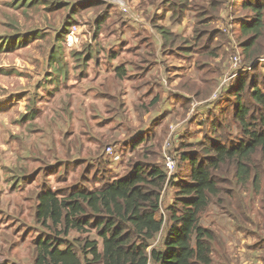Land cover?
<instances>
[{
    "label": "trees",
    "instance_id": "1",
    "mask_svg": "<svg viewBox=\"0 0 264 264\" xmlns=\"http://www.w3.org/2000/svg\"><path fill=\"white\" fill-rule=\"evenodd\" d=\"M94 1L99 2V5L105 4L102 2L105 0ZM189 1L192 0H149L151 9L147 19L160 30L164 41V52L180 53L181 51L189 56L194 52H205L201 56L207 57L208 60L203 66L199 65L197 68L198 71H205L199 77L203 85L200 87L192 80L194 84L192 89H188L187 85L182 86L184 92L188 94L178 93L177 96L183 100V107L185 106L186 110L192 108V102L197 100L196 102L202 105L203 112L213 114L212 117L215 116L216 121L213 127L214 129L221 128V133H216L218 135L214 138L192 144L190 140H186L187 127H189L187 122L182 125L183 122L174 130L170 129L171 136L173 135L170 153H173L177 159L178 170L169 180L165 164L164 143L162 145L160 142L154 143L155 145L148 144L152 138H149L146 130L130 135L126 147L132 150L134 155L128 158L126 173L110 180L104 179L103 175L108 172L109 165L118 164L123 159L125 152L122 146L120 152L123 157L114 145L117 143L106 147L100 146L94 153L95 156L80 157L84 149L90 152L92 148L86 146V142L80 137V139H71L69 132L62 133V139L59 141L65 155L57 157L55 159L57 163L72 159L70 157H79L86 165L82 177L86 175L90 167V171H101L100 181H96L94 176L88 184L80 181L62 192L48 187L46 183L40 187L38 182L32 188L33 191L30 188L26 189L29 183L37 181L38 176L44 177V171L52 168L54 164L48 162V157L43 153L37 140L30 142L22 140L19 161H15L13 169L6 167V181L13 189L10 193H6V188L0 185V190L6 195H12L13 198L14 188H22L21 192H25V197L30 200V211H33L32 216L39 230L44 228L33 240V264H84L85 262L98 264H236L229 261L223 263L217 261L215 257L219 245L217 234L212 227L202 222L203 213L212 205H216L218 209L224 207L229 215H233L234 226L239 233H243L246 238L250 234L258 238V240L254 239L250 247L257 249L260 246L258 243L263 244L264 78L259 81L261 72L257 66H253L247 74L238 75L237 80L229 85L226 93L234 91L232 95L234 99L232 100L234 103L233 120L238 130L233 131L229 119L223 118L217 109H211L210 106L219 105L218 102L223 99L222 93L215 101L212 100V95L226 73L230 45L231 47L235 45L231 36L214 43L213 39L218 31L209 22L214 18L211 13L213 8L218 7L227 12L223 6L224 4L233 6L232 0H210V10L206 5L197 11L193 10L197 26L195 25L191 38H184L182 34L169 36L171 33L169 29L160 26V20L163 17H160L162 15L158 14L157 10L162 8L163 15H166L168 11L173 13L171 22L176 19L182 21L185 9L190 7L187 5ZM63 2L68 3L67 0H60L56 5ZM106 6V12L102 10L96 15V26L93 32L95 30L98 32L97 28H102L98 20H105L102 18L104 14L107 16L112 8L117 10L114 3L109 2ZM241 6L249 8L252 12L245 16L234 17V23L240 26L238 46L235 48L242 50L248 62L247 65L250 67L249 63L264 56V0H242ZM71 9L75 10L71 7L70 11ZM74 16H76L75 11L71 17ZM65 38L66 34L64 43ZM98 45L93 46L86 42L81 49L75 50L72 54L81 56L82 63L84 62L87 68V59H91L92 54L99 53L101 47L104 48L101 43ZM209 47L210 50H208ZM220 47H223L224 54L217 51ZM64 54L65 52L61 53L59 57L60 66L53 71H60ZM218 56L220 58L216 60ZM54 57L57 56L54 54ZM64 67L65 69L60 71V74L66 73L67 68ZM116 72L119 79L128 74L125 64H120ZM137 87L143 89L140 83ZM163 89L165 92L168 91L166 87ZM103 95L108 100L116 98L120 106L115 108L109 100L110 102L106 103L107 112L111 109L122 110L124 106L119 98L108 90L103 92ZM201 95L208 96L198 98ZM158 99L159 97L155 98L151 104L155 105ZM69 105V103L65 104V108L69 109ZM97 116L99 113L94 112V117ZM67 119L68 125H71V116ZM31 121H34V117L29 119V122ZM89 126L88 118H83L80 132L86 134L85 128ZM88 132L91 133L90 130ZM131 140L135 141L131 142ZM44 143L45 148L48 149L47 153L51 155L60 153L59 142L53 133L45 138ZM141 143L144 145L138 149ZM108 147L114 148L113 155L108 153ZM115 155L120 156L118 160L114 159ZM32 160L38 162L33 167L32 164L29 165ZM80 160L74 159L73 162L78 163ZM26 161H28V166L24 164ZM42 164H45L44 168ZM168 185L169 187L175 186V194L172 198H168L167 203H164L162 196ZM241 189L250 190L260 196L261 211L256 214L258 217L254 219L250 217L247 212L253 211L254 208L247 203L243 202L247 205L243 212L237 210L236 203L239 199L242 201L243 197L237 195ZM2 195L3 193L0 194V199H3L0 201V211L6 207L4 203L6 195L3 198ZM12 205L14 208L18 207V210L14 212L15 216H26L23 204L19 207V204L10 201L7 207L13 210ZM236 212L245 214L244 222L236 223L237 216L234 217ZM2 214L3 212H0V215ZM247 224H250V231ZM91 229L95 231L94 237L90 236ZM72 231L87 234V236L71 237ZM26 233L29 234V232ZM27 234L23 232L22 235L25 238ZM254 249L249 251L254 255L251 259L252 264H264V249H261L263 250L260 256L262 261L255 258V255L259 254ZM222 257L220 256V259Z\"/></svg>",
    "mask_w": 264,
    "mask_h": 264
},
{
    "label": "rangeland",
    "instance_id": "2",
    "mask_svg": "<svg viewBox=\"0 0 264 264\" xmlns=\"http://www.w3.org/2000/svg\"><path fill=\"white\" fill-rule=\"evenodd\" d=\"M59 1L60 0H0V40L2 39L0 42V176H6V167L13 169L15 161H19L22 140L25 142L37 140L41 149L44 151L43 153L48 157V162L54 164L52 168L44 171V177L38 176L37 181L29 183L26 189L34 188L38 182V186L40 187L42 184L46 183L48 187L62 192L80 181H84L88 184L93 180L94 176L96 181L101 180V171H90L91 167L87 170L86 175L82 177V172L85 171L86 165L82 163L83 161H81L79 157H70L72 159L57 163L55 159L65 155L62 147H60L61 142L59 141V139H62V133L69 132L70 137H72L71 139L81 138L86 142V146L92 148L90 152L84 149L80 157L87 158L92 155L95 156L96 154L94 153L100 146L106 147L114 143H117V145H114L123 157L120 150L121 146L124 148V157L121 159L120 163L109 165L108 172L104 173L103 178L106 180L114 179L126 173L128 158L134 155V152L132 153V150L126 147V142L134 132L146 130L149 138L153 140L148 144L151 143L153 145L157 142H160L162 145L169 137L172 139L173 135L171 136L169 130L171 128H177L183 122L182 125L186 122L189 125V127H187L188 135L186 140H190L192 144L205 139L214 138L221 133V128L214 129L213 127L216 121L215 116L212 117L213 114L203 112L204 110L201 109L202 105L197 103V100L192 102V108L186 110L187 108L185 106L183 107L184 102L181 97L176 99V97L173 96V94L180 93L177 91L182 90L181 85L183 83H188V85H190L193 80V82L199 84L200 87L203 85L201 80L199 81V77H201L205 71H198L197 68L199 65L202 66L205 64V61L208 60L207 57L201 56V54L205 52H202L200 55L196 54L192 59H179L180 62L175 60L177 64L181 63L182 65L172 67L167 76L163 72L164 74L160 79H167L168 82L171 74L172 78L173 76L186 77L181 80L179 84L176 83V87H174L171 82L168 83V91L170 92L167 95L171 96L172 101H170L169 106L166 107L163 101L151 105L150 102L155 95H146V91L149 89L150 85L140 84L143 86V89H140L141 91L138 92H136L134 88H129V100H132L133 103H128L121 111L111 109L108 112L101 97H99V99L98 97H94L93 92L85 94L86 88L84 84L86 83L80 85L76 84L73 88H66L62 85L54 87V83L51 82L50 79V76H52L50 72L51 70H56L60 66L59 57L61 53L66 51L72 53L76 50L74 49L75 46H79L78 41L74 48L70 50L64 43V36L65 34L67 36V33L73 25L78 26V38L86 34L88 35V39H90L93 36L92 30L96 26V15L102 10L104 12L109 2L116 4L117 10L108 9V15L106 16L104 14L102 17L105 19L104 25L106 27L110 19L122 20L124 13L127 14L142 9L141 12L145 14L146 18L149 13L146 10V7H149V0H105L102 1L105 4L101 5L94 0H67L68 3L63 2L57 6L56 4ZM232 4L233 6L230 4L228 15L221 8H213L211 13L214 15V18L209 22L212 23V27L217 28L218 32L216 35L218 36V41H222L226 39L227 36H231L235 47H237L240 26L234 23L235 20L231 22V18L234 19L236 16H245L252 11L242 6L237 9V0H232ZM187 5H190L192 8L189 7L185 9V14L181 19H184L183 27L180 30L183 34L190 35L195 25L197 26V21L193 16L194 12L199 8L201 9L204 5L209 7L208 10H210V0H192L189 1ZM71 7L75 9L76 16L74 17H71L74 13L72 9L70 11ZM164 7L166 8V6H163V8ZM168 14L173 15L171 12H168ZM67 28L70 29L67 30ZM107 32H109V29ZM118 32L119 31H116V33ZM221 34L224 35L221 36ZM192 42H194L193 39ZM124 47L125 45H123V47L121 46V48ZM235 47H231L230 45V50L227 54L228 62L225 61L228 67L225 70L226 73L224 74V78L229 76L230 74L228 72L233 71L238 65L234 62L232 57L234 55H239L241 57L239 66V70L242 68L241 74L245 75L250 68L257 66L261 72V77L259 78V81H261L264 78V56L249 63L251 64L249 67L242 50ZM222 49L223 47H220L217 51L224 54V50ZM208 50H210V47ZM54 54L57 57H54ZM219 58L217 57V59ZM72 66L73 65H71V67ZM64 69V66L60 67V71ZM243 69L246 70L243 71ZM177 71L180 73H176ZM237 76L234 77L232 81H236L238 78ZM192 85L194 86V84ZM189 88L191 87L189 86ZM228 89V85L223 88V99L218 102V109H216L220 115L222 114L221 116H223V118L229 119L231 126H233L235 130L233 128L231 129L236 132L238 130L233 120L234 99L232 95L234 91L231 90V93L230 91L226 93ZM68 93L69 97L67 100L70 101L71 105L70 108L68 107L69 109H66L61 102L66 100V94ZM225 93L226 96H224ZM189 95L192 96L190 93ZM207 96L201 95V97L198 98H205ZM86 99L87 101L89 99L96 100L97 109L94 110L86 102L84 105L82 102L86 101ZM142 105H145V107L142 108ZM94 112H98L99 116L94 117ZM148 112H155L152 116H155L158 112H161L160 114L162 115H159L152 123L147 122L142 124L143 122L139 114L144 115ZM68 116L72 118L71 125L67 123ZM32 117H34V121L29 122V119ZM85 117L88 118L90 126L89 128H85L86 134H83L80 130H82V120ZM88 130H90L91 133H89ZM51 133L56 136L57 142H59L58 148H61V150H59L61 154L51 155L47 153L48 149L45 148L44 142L45 138ZM42 134L44 135L42 136ZM121 136L122 138H120ZM89 138H92V140H89ZM135 140H131V142ZM143 145L144 144L141 143L138 149L142 148ZM74 159L80 161L74 163ZM37 163V161L35 162L32 160V163L29 162V165L32 164L33 167ZM24 164L28 166V161ZM59 164L61 165L59 166ZM3 166L5 167V173ZM44 166L45 164H42V168H44ZM5 180L6 179H3L2 181L4 184ZM11 189H13L12 186L6 185V193H10ZM21 191H23L22 188H14L15 196L13 198L12 195H6L4 201L6 207L3 211H0L3 212V214L0 215V264H33V240L44 230L42 225H39L42 227V230H39L32 216L33 211H30V200L25 197V192ZM174 194L175 186H166L162 196L163 202L167 203L168 198H172ZM237 195L243 196L242 201L239 199L236 203L237 210L243 212V209L247 206L244 203H247L254 208L253 211L247 212L250 217L252 219L258 217L256 214L261 211L259 208L261 205L260 196L254 194L250 190L243 189H241V192ZM10 201L19 204V207L23 204L25 211L24 215L26 216H15L14 212L18 210V207L11 210L7 207ZM218 208L219 207L216 205H212L202 215L203 224L212 227L217 234V241L219 242L216 250L218 253L215 255L217 261L223 263H225L224 261H229L236 264H252L253 262L251 259H253L254 255L249 251L254 248L250 246L254 242V239L258 240V238L256 239L253 234H250L249 237L246 238L243 233H239L234 226L235 223L232 219L233 215H229L224 207H222L223 209ZM244 215L245 214L236 212L234 214V217L237 216L236 223L244 222ZM247 226L249 228L250 224H247ZM17 230H21V232L18 233ZM248 230L250 231V228ZM23 232H25V234L29 232V234L24 238L22 235ZM76 236L85 237L87 234H80L76 231H72L71 237ZM90 236H95L94 229H91ZM258 245L260 246L254 250L259 255H255V258H258L257 260L260 261V256H262L261 254L264 252L261 250L264 249V242L263 244L258 243ZM220 256L223 257L220 259ZM244 258L246 259L243 262ZM84 264L98 263L85 262Z\"/></svg>",
    "mask_w": 264,
    "mask_h": 264
},
{
    "label": "crops",
    "instance_id": "3",
    "mask_svg": "<svg viewBox=\"0 0 264 264\" xmlns=\"http://www.w3.org/2000/svg\"><path fill=\"white\" fill-rule=\"evenodd\" d=\"M237 1L238 9L241 6L242 0ZM229 5L230 4H224L223 6L227 10V15L229 14L230 10ZM150 9L151 8L146 7L148 12ZM141 10L142 9H138L136 12L124 14L122 20L110 19L108 21L107 27L104 25V20H98L101 23L102 28L98 29V32L95 30L92 33L93 36L90 39H88V35L84 34L83 37L79 38V46H75L74 49L78 51L77 49H81L83 44L86 42H89V44H92L93 46H97L98 43H101L105 49L101 47L99 53L92 54L91 59H87V68L86 65H84V62L82 63L81 56H76L74 53L72 54L69 51H66L64 58L62 59L63 66H66L67 68L66 73L60 74V72H55L53 70L50 72L52 73L50 79L51 82L54 83V87L62 85L66 88H73L76 84L80 85L86 83L84 84V87L86 88L85 94L93 92L94 97H98V99L101 97L105 107V104L111 101L115 108H119L120 106L117 99H109V101L108 98L103 95V92L108 90V92L119 98V100H121L123 103V106L126 107L128 103H133L132 100H129V88H134L136 92L141 91L137 87L140 83L143 85H150L149 89L146 91V95H155L151 102L155 98L159 97V99L156 101V104L163 101L165 107L169 106V102L172 100L171 96H168L167 94H169L170 91H163V87H166L168 90V83L170 82L174 87H176V83L179 84V82L186 77L173 76L172 78L171 74V76H169V82L167 79L160 78L164 73L166 76L167 74L169 75L172 67H176V65H182L181 63L177 64L175 60L180 62V60L192 59L196 54L200 55L201 53L196 52L189 56V54L183 53L181 51L180 53L171 52L170 54L169 52H164V41L160 30L153 26L152 22L146 18L145 14H143ZM168 12L166 15H163L162 8L157 10V13L162 15L160 17H163V19L160 20V26H165L167 29H169V32H171L169 36L171 35L172 37V35L182 34L184 37H192L193 30L190 35H185L180 30L183 27L184 19L182 21L176 19L174 22H171V14H168ZM232 20L234 19L231 18V22ZM108 29L109 32H107ZM116 31L119 32L116 33ZM217 41L218 37L215 36L213 42L215 43ZM123 45H125V47L121 48ZM110 51H115L116 53ZM215 59L219 60L217 57ZM120 64H125L128 70V72H126L128 74L124 75V78L122 79H119L116 75V68ZM71 65L73 66L71 67ZM176 73L180 72L177 71ZM185 85H187L186 87H188V89H192L194 87L192 84L188 85V83H183L181 86ZM189 86L191 88H189ZM177 92L188 94V92H184L183 89L178 90ZM177 94L178 93L173 94L176 99L178 98ZM68 97L69 93L66 94V100L61 102L62 105L65 106L67 103L70 104V101L67 100ZM85 102L88 103V105L92 108L96 107L97 104L96 100L94 99H89L88 101L86 99V101H83L82 103L85 105ZM211 106V109H218V105ZM144 107L145 105H143V108ZM154 113L155 112H148L144 115L139 114V117L143 122L142 124L147 122L152 123L154 119L161 115V112H158L155 116H152ZM3 179H6L5 175L4 177L0 176V185H2L3 188H6L8 183L5 180L4 184L2 182ZM2 193L3 198L6 193L0 190V194ZM1 200L3 199H0V201ZM11 208L13 209L14 206L12 205Z\"/></svg>",
    "mask_w": 264,
    "mask_h": 264
},
{
    "label": "built area",
    "instance_id": "4",
    "mask_svg": "<svg viewBox=\"0 0 264 264\" xmlns=\"http://www.w3.org/2000/svg\"><path fill=\"white\" fill-rule=\"evenodd\" d=\"M77 32H78V26L77 25H73L71 27V29L69 30V32L67 33V36L65 38V44L67 46L68 49H73L74 46L76 45V43L79 41V38L77 36ZM232 59L234 60V62L236 64H238L236 66V68L233 71L228 72L230 75L226 76L225 78H223V81L221 82V84L219 85V87L216 89V91L214 92V94L212 95V100H216L220 97L221 93L223 92V88L225 86H229L232 83V79L234 77H236L237 75L242 73V68H240L239 70V66H240V61H241V57L239 55H234L232 57ZM246 70V69H245ZM243 69V71H245ZM172 129V128H171ZM175 129V128H174ZM172 129V130H174ZM172 146V139L171 137H169L165 142H164V156H165V164L168 170V180L170 179V177L172 175H175V173L178 170V162L177 159L173 156V153H170V148ZM108 153L110 154H114V148L113 147H108ZM119 155H115L114 159L118 160L119 159Z\"/></svg>",
    "mask_w": 264,
    "mask_h": 264
}]
</instances>
